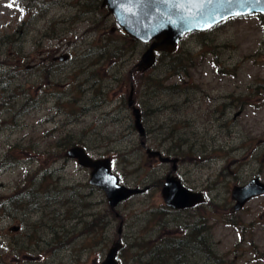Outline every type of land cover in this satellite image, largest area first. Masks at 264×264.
<instances>
[{
	"label": "rangeland",
	"instance_id": "obj_1",
	"mask_svg": "<svg viewBox=\"0 0 264 264\" xmlns=\"http://www.w3.org/2000/svg\"><path fill=\"white\" fill-rule=\"evenodd\" d=\"M103 1L0 0V264H101L117 242L116 212L121 264H154L166 240L199 227L211 259L188 247L183 264H264V196L230 213L235 186L264 182V20L190 34L141 73L149 45L132 42ZM60 56L69 59L51 62ZM132 85L146 146L180 159L175 175L206 194L201 207L165 205L172 165L142 147ZM65 142L110 158L125 186L150 190L114 212L89 170L47 161Z\"/></svg>",
	"mask_w": 264,
	"mask_h": 264
},
{
	"label": "water",
	"instance_id": "obj_2",
	"mask_svg": "<svg viewBox=\"0 0 264 264\" xmlns=\"http://www.w3.org/2000/svg\"><path fill=\"white\" fill-rule=\"evenodd\" d=\"M102 5L107 7L127 36L135 41L150 44L137 65L139 72L152 69L159 54L174 53L181 39L189 34L208 32L234 18L264 16V0H104ZM56 60L65 62L68 56ZM134 93L135 88L132 85L128 105L132 108L135 128L144 140L147 133L141 110L135 104ZM142 145L145 146L144 141ZM147 154L153 158L158 157L164 164H173L171 174L167 176L162 189L163 200L169 208L192 209L206 202L204 194L188 189L173 175L178 170L179 159L164 157L161 152L151 149H147ZM67 156L77 160L81 167L92 171L90 183L105 192L113 210L130 198L149 190L148 187L140 189L124 186L120 178L113 173L110 159H94L81 146L71 148ZM260 196H264V182L259 178L253 179L247 185L234 187L232 198L236 204L232 213H239L250 201ZM11 230L18 232L20 227H13ZM122 232L123 222L119 228L120 236ZM122 248L120 241L115 243L101 264H120L118 255Z\"/></svg>",
	"mask_w": 264,
	"mask_h": 264
},
{
	"label": "trees",
	"instance_id": "obj_3",
	"mask_svg": "<svg viewBox=\"0 0 264 264\" xmlns=\"http://www.w3.org/2000/svg\"><path fill=\"white\" fill-rule=\"evenodd\" d=\"M132 41V40H131ZM133 42V41H132ZM136 43V42H134ZM163 57L170 58L171 55H162ZM51 62L53 61V58L50 57ZM182 69L178 71V74H180ZM145 75V74H142ZM70 142H65V145H67L70 149L71 147L75 146L76 144L69 145ZM65 159L67 158L66 152H54L53 154H49L47 156V161H51L53 159ZM204 231V227L195 228V231H193V236H186V238H183L181 241L178 242H165V246H162V248H159L158 256L154 257V264H183V259L186 255L187 248L190 249L195 248V244L202 245L203 238L201 236L202 232ZM124 249V248H123ZM156 254L153 252V255Z\"/></svg>",
	"mask_w": 264,
	"mask_h": 264
},
{
	"label": "flooded vegetation",
	"instance_id": "obj_4",
	"mask_svg": "<svg viewBox=\"0 0 264 264\" xmlns=\"http://www.w3.org/2000/svg\"><path fill=\"white\" fill-rule=\"evenodd\" d=\"M154 160H156V159H154ZM158 160V159H157ZM174 212H181V211H174ZM182 232V231H181ZM183 234H184V232H182ZM175 235H177V234H175ZM183 235H181L179 238H181ZM204 238H205V236H204ZM167 241V240H166ZM209 241H206V240H204L203 241V245L201 246V248L202 249H204V248H206V245L208 244V251H209V253H208V258H210L211 259V246L209 245V243H208ZM203 255H205L206 253H204V252H201Z\"/></svg>",
	"mask_w": 264,
	"mask_h": 264
},
{
	"label": "bare ground",
	"instance_id": "obj_5",
	"mask_svg": "<svg viewBox=\"0 0 264 264\" xmlns=\"http://www.w3.org/2000/svg\"><path fill=\"white\" fill-rule=\"evenodd\" d=\"M78 146H80V145H78ZM74 147V146H73ZM81 147H83V146H81ZM72 148V147H71ZM83 148H85V147H83ZM86 149V148H85ZM68 150V149H67ZM87 150V149H86Z\"/></svg>",
	"mask_w": 264,
	"mask_h": 264
},
{
	"label": "snow or ice",
	"instance_id": "obj_6",
	"mask_svg": "<svg viewBox=\"0 0 264 264\" xmlns=\"http://www.w3.org/2000/svg\"><path fill=\"white\" fill-rule=\"evenodd\" d=\"M9 6H11V5H9ZM110 179H114V178H110Z\"/></svg>",
	"mask_w": 264,
	"mask_h": 264
}]
</instances>
